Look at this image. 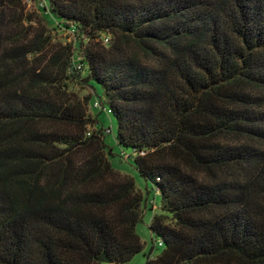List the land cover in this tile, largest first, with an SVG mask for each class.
I'll return each mask as SVG.
<instances>
[{
    "label": "trees",
    "instance_id": "1",
    "mask_svg": "<svg viewBox=\"0 0 264 264\" xmlns=\"http://www.w3.org/2000/svg\"><path fill=\"white\" fill-rule=\"evenodd\" d=\"M21 1H0V264L141 250L148 200L107 160L91 82L159 194L145 264H264V0H34L72 36L50 51Z\"/></svg>",
    "mask_w": 264,
    "mask_h": 264
},
{
    "label": "rangeland",
    "instance_id": "2",
    "mask_svg": "<svg viewBox=\"0 0 264 264\" xmlns=\"http://www.w3.org/2000/svg\"><path fill=\"white\" fill-rule=\"evenodd\" d=\"M4 1V0H0ZM22 15L30 17L29 20L23 21L22 25L25 27L28 35H31L36 32H43V34L49 36L50 46L47 48V51L50 49H57L58 47H63L71 42V34L66 30L59 28H53L51 25L45 24L44 20L40 17V10L38 9V4L34 0H22ZM91 86L95 88L96 95H92V99L89 104H87V114L90 117H95L97 120L96 126L105 130L103 133V143L106 150L107 160L110 163V166L117 170L118 172L128 175L131 177L135 183V186L145 195L149 204V208L144 212L135 226V231L139 236L142 242V248L140 251L136 252L126 263L124 264H145L146 258H153L158 255L162 249V246H153L152 243L154 240H157V237L150 234L148 229V221L151 213L159 212V194L153 192V185L151 182H146L144 179L139 176L137 170L133 166L132 157H125L129 155L130 149L126 147H119L114 139L116 123L113 116L107 112L106 106L104 105L103 109L93 108L92 100L97 98L96 96L100 95L101 88L95 82L90 83ZM68 90L72 93L76 99H82L87 94L91 93V89L86 86L70 85ZM90 131L92 127H87ZM123 153L125 155H123ZM147 191V193H146ZM148 204V205H149ZM100 264H109L106 262H101Z\"/></svg>",
    "mask_w": 264,
    "mask_h": 264
},
{
    "label": "built area",
    "instance_id": "3",
    "mask_svg": "<svg viewBox=\"0 0 264 264\" xmlns=\"http://www.w3.org/2000/svg\"><path fill=\"white\" fill-rule=\"evenodd\" d=\"M42 5V2H38V6H41ZM107 42H108V36H102L101 37V43H103V44H107ZM82 64L80 63V62H78V61H74V62H72L71 63V66L70 67H68L67 69H66V71L67 72H70V71H81L82 70ZM92 106H93V108H96V109H103L104 108V106L101 104V102H100V100L98 99V98H94L93 100H92V104H91ZM106 110H107V112L109 113V111H108V109L106 108ZM105 132V130H103V133ZM86 134H88V132H86ZM123 155H125L124 153H123ZM125 157H128V155H125ZM149 204V203H148ZM151 205H153V204H149V206L151 207ZM151 209V208H150ZM152 210V209H151ZM145 212V211H144ZM143 212V213H144ZM152 245L153 246H161V243H160V241L159 240H157V241H154L153 243H152Z\"/></svg>",
    "mask_w": 264,
    "mask_h": 264
},
{
    "label": "crops",
    "instance_id": "4",
    "mask_svg": "<svg viewBox=\"0 0 264 264\" xmlns=\"http://www.w3.org/2000/svg\"><path fill=\"white\" fill-rule=\"evenodd\" d=\"M145 212H146V210H145Z\"/></svg>",
    "mask_w": 264,
    "mask_h": 264
}]
</instances>
